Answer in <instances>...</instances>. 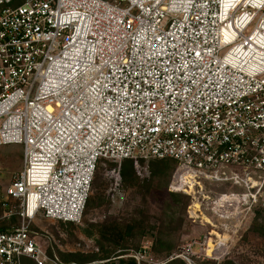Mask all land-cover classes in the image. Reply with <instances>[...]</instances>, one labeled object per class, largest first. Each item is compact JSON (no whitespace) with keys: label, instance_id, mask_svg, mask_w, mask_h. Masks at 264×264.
Returning a JSON list of instances; mask_svg holds the SVG:
<instances>
[{"label":"built area","instance_id":"2783aa9c","mask_svg":"<svg viewBox=\"0 0 264 264\" xmlns=\"http://www.w3.org/2000/svg\"><path fill=\"white\" fill-rule=\"evenodd\" d=\"M8 145L23 167L5 192L0 264H76L32 224L80 223L102 160L113 197L123 161L173 160L193 220L206 199L221 217L264 208V0H0ZM116 260L166 264L148 247Z\"/></svg>","mask_w":264,"mask_h":264},{"label":"rangeland","instance_id":"374dc122","mask_svg":"<svg viewBox=\"0 0 264 264\" xmlns=\"http://www.w3.org/2000/svg\"><path fill=\"white\" fill-rule=\"evenodd\" d=\"M151 163L152 161L141 162L137 166L132 162L134 175L127 179L121 175L122 192L125 195L121 199L112 196L110 171L115 163L110 160L102 162L97 169L91 191L90 209L85 211L80 223L54 221L39 215L34 220L32 229L48 254H55L66 263V259L71 257L70 263L76 264L91 258L95 261L86 264H117L115 255L118 252L111 255L108 263L102 260L105 251L114 248V241L129 249L148 247L151 252L157 237L163 236L166 242L176 246V250L182 251L180 258L187 264H264V208L244 217L226 213L221 217L211 211L212 203L206 199L202 222L193 220L189 216V206L194 196L171 189L177 164L167 161L162 172L153 174ZM22 167L21 146L0 147V215L6 210L3 207L6 203V189ZM211 189L216 191L215 196L209 193L210 187L205 193L215 200L219 193L228 191L226 188ZM184 196L189 197L190 205L187 207ZM203 199L201 195V200ZM10 205L16 211L17 204L11 201ZM131 220H137L142 228H137L130 236L111 235L105 238L94 233L97 228L95 226ZM12 222H17L16 217ZM8 224L3 222V226ZM151 257L156 262H162L164 258L162 254L152 253Z\"/></svg>","mask_w":264,"mask_h":264},{"label":"trees","instance_id":"16d2710c","mask_svg":"<svg viewBox=\"0 0 264 264\" xmlns=\"http://www.w3.org/2000/svg\"><path fill=\"white\" fill-rule=\"evenodd\" d=\"M104 161L105 160H102L99 163V165L102 162H104ZM167 161H173V160H154V161H152V163H151V171H153V174L156 173V172L157 173L158 172L159 173L162 172V167ZM132 162H133L132 160H125V161L122 162L121 175L123 176L124 179H127L128 177H132L134 175ZM175 164H177V163L175 162ZM95 176H96V174H95ZM94 181H95V178L93 180L92 190H93V187H94ZM122 184H123V179H122ZM121 189H122V185H121ZM123 194H124V192H123ZM174 196H176V195L174 194ZM182 197H183V195H182ZM184 198H186V200H187L186 204H185V207H187V206L190 205L189 197L188 196L187 197L184 196ZM91 203H92V198L90 196L89 199H88V202H87V207H86L87 211L90 209ZM257 209H262V207H258L256 209H254V211L257 210ZM108 225H109V227H108ZM108 225L104 224V225H100V226L99 225L95 226L97 228H95V230H94L95 232L94 233L97 232V234H101L105 238H108L111 235H113V236L120 235V236L126 237V236H130L137 228H139V227L142 228L141 223H138L137 220H131V221H128V222L113 221V222H111ZM88 235L92 236L91 233L90 234L88 233ZM140 249H142V248H138V249L125 248L123 245L119 244V242L114 241V248H112L111 250L105 251V255L103 256L102 260H104V261H106V263H108L107 261L110 258H112L111 255H113L114 253L118 252L115 256H119V255L125 254L128 251H138ZM151 253L153 255L154 254L155 255L156 254L157 255L158 254L159 255L162 254L164 256V258H162V261L166 262V264H187V262L184 261L182 258L177 257L178 255H180L182 253V251L181 250H176V246L173 245L172 243L166 242L163 239V236L157 237L153 247L151 248ZM50 255H54V254H50ZM70 256H73V255H70ZM70 258L71 257L66 259V260H68L67 263H70V261H69ZM92 261H95V259L91 258L89 260H84V261H82L79 264H86V263H89V262H92ZM128 263L129 264H136L133 260H128ZM26 264H33V263L30 262V261H26Z\"/></svg>","mask_w":264,"mask_h":264}]
</instances>
